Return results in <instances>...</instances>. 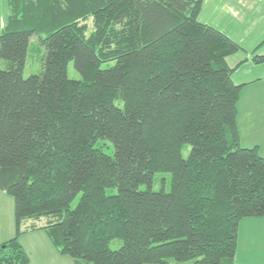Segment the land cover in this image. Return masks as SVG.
Masks as SVG:
<instances>
[{
    "label": "trees",
    "instance_id": "16d2710c",
    "mask_svg": "<svg viewBox=\"0 0 264 264\" xmlns=\"http://www.w3.org/2000/svg\"><path fill=\"white\" fill-rule=\"evenodd\" d=\"M6 1L0 189L14 233L0 264H31L19 235L35 228L75 264H233L240 219L264 214V157L239 140L227 56L241 46L198 19L202 0ZM31 35L45 51L23 76ZM263 42L239 62L264 61ZM156 171L168 190L150 188Z\"/></svg>",
    "mask_w": 264,
    "mask_h": 264
},
{
    "label": "crops",
    "instance_id": "0c3cea01",
    "mask_svg": "<svg viewBox=\"0 0 264 264\" xmlns=\"http://www.w3.org/2000/svg\"><path fill=\"white\" fill-rule=\"evenodd\" d=\"M4 5L5 15L2 12L0 24L5 22L6 0ZM198 19L222 30L241 46L240 50L227 56V62L235 65L231 74L233 82L242 84L237 109L239 105L247 109L246 123L253 127V135L241 144H256L264 157V61L255 63L246 59L239 62L247 58L251 50L264 39V0H202ZM263 51L264 42L255 52ZM13 233V200L0 189V243ZM19 241L31 264H56L60 261V253L41 228L22 232ZM233 264H264V214L240 219Z\"/></svg>",
    "mask_w": 264,
    "mask_h": 264
},
{
    "label": "rangeland",
    "instance_id": "374dc122",
    "mask_svg": "<svg viewBox=\"0 0 264 264\" xmlns=\"http://www.w3.org/2000/svg\"><path fill=\"white\" fill-rule=\"evenodd\" d=\"M2 12L5 15V5L4 0H0V16H2ZM3 23H1L2 25ZM44 46L39 42L37 36L31 35L29 37V43L26 51L25 56V62L22 69V75L28 76L29 74H36L40 72L41 70V62H42V56L44 54ZM231 56L229 57V61L231 62ZM112 63V61L108 62H102L101 66H106L107 64ZM6 66V60L0 57V68H4ZM67 74L71 78H80L79 72L74 68L73 62L70 60L67 64ZM237 126L238 131L240 134V144L241 142H247L246 139L250 138L251 135H253L252 130L253 127L247 122V109L244 110L243 107L240 105L237 109ZM97 146H100V148L107 153L112 152V143L108 139H99L97 141ZM242 145V144H241ZM190 145L187 143H184L181 148V155L185 157L189 151ZM170 179L171 174L169 171H156L154 172L151 182H150V188L157 190L160 188H163L165 190H168L170 188ZM147 185L145 183H142L139 185V188H145ZM107 193H112L115 191V187H107L105 189ZM9 199L13 200L12 196L7 194ZM77 196L71 201V207L75 205L77 201ZM121 241L118 238H113L109 241V246L111 248H116L120 245ZM61 258L60 261L56 262V264H73V259L67 255V254H60ZM144 264H192V259L187 260H177L174 258H164L161 261L157 262H148Z\"/></svg>",
    "mask_w": 264,
    "mask_h": 264
}]
</instances>
